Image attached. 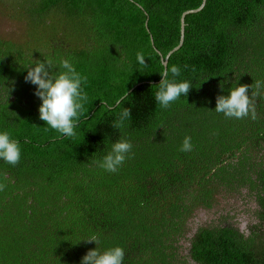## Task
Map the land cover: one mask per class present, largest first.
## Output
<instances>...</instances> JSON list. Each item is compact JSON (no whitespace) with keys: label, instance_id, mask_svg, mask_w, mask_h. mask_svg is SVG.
Listing matches in <instances>:
<instances>
[{"label":"trees","instance_id":"obj_1","mask_svg":"<svg viewBox=\"0 0 264 264\" xmlns=\"http://www.w3.org/2000/svg\"><path fill=\"white\" fill-rule=\"evenodd\" d=\"M201 2L0 0L1 21L27 33L0 37V132L21 151L15 166L0 160V264H80L89 250L117 246L123 264H264V95L256 120L215 111L218 95L264 81V0H205L183 17L163 67L181 13ZM44 59L57 73L68 59L87 77L75 138L39 119L24 77ZM172 65L192 87L161 109L154 87ZM125 92L122 132L111 127L120 108L106 106ZM122 135L132 158L116 173L97 167ZM185 136L191 152L180 151ZM236 197L254 206L244 230L234 209L219 208ZM93 234L97 245L83 241Z\"/></svg>","mask_w":264,"mask_h":264},{"label":"clouds","instance_id":"obj_2","mask_svg":"<svg viewBox=\"0 0 264 264\" xmlns=\"http://www.w3.org/2000/svg\"><path fill=\"white\" fill-rule=\"evenodd\" d=\"M136 61L141 67L147 65L143 52L136 53ZM60 67L63 69L62 71L53 72L51 59H44L43 62L33 60V64L26 69L27 75L24 80L36 86L34 95L41 101L38 108L39 119L63 137L75 138V128L80 116L84 114V105L88 101L87 94L82 88V84L87 83V77L77 72L68 59H62ZM180 72L181 69L178 66L172 65L160 73L161 80L154 87L156 89L154 99L161 109H168L173 102L182 96H186L192 87L189 81L177 82L175 80ZM169 74H171V79ZM249 87L254 88L251 95H248ZM262 89H264V81L261 80H256L254 85L250 86L236 85L228 90L227 95H218L215 98V111L223 113L225 118L229 119L250 117V119L256 120L255 101L256 98L264 95ZM127 98L128 94L125 92L114 105H107L106 107L109 111H113L115 108H120ZM130 120L131 108L122 107L111 127L123 132ZM131 150V142L122 135L120 139L111 143L105 155L93 160V163L109 173H116L125 160L134 155ZM192 150L191 137L185 136L180 151L191 152ZM20 155L19 142L12 139L8 131L0 132V160L15 166L20 161ZM5 188L6 184L0 183V192L4 191ZM83 241L97 245L99 236L93 234ZM124 255V249L119 246L103 251L96 247L82 257L80 264H123Z\"/></svg>","mask_w":264,"mask_h":264},{"label":"rangeland","instance_id":"obj_3","mask_svg":"<svg viewBox=\"0 0 264 264\" xmlns=\"http://www.w3.org/2000/svg\"><path fill=\"white\" fill-rule=\"evenodd\" d=\"M1 18V17H0ZM4 21V20H3ZM0 19V37L1 38H5V39H13V40H17L20 38V35L23 34L25 38H27V33L26 31H19L18 26L12 25L11 27H9L7 25V22H3ZM21 32V33H20ZM226 199H220V206L219 208H227L230 207L231 211H233V209L235 210V214H237L236 218H234L237 222L236 226L238 225L240 230H244L246 223L249 220V214L252 211V209L254 208L253 204L251 202H247V204L245 205H241L239 202L238 197H236L235 199L233 198H227V205L225 207H222L224 205L223 202ZM201 214L197 213V218L198 219H206L209 220L210 218H213V216L210 215V213H204V212H200ZM232 213V212H230ZM229 213V214H230ZM233 223V222H230Z\"/></svg>","mask_w":264,"mask_h":264},{"label":"water","instance_id":"obj_4","mask_svg":"<svg viewBox=\"0 0 264 264\" xmlns=\"http://www.w3.org/2000/svg\"><path fill=\"white\" fill-rule=\"evenodd\" d=\"M204 1L205 0H202L201 5L198 8H196L194 10L184 11L183 13H181L180 18H179V41H178V44L172 50H170L169 52H167V54H165V56L160 60L161 61V65L163 67H165L166 60H167L168 56L181 45L182 32H183V17L185 15H187V14H191V13H195V12L199 11L202 8V6H203Z\"/></svg>","mask_w":264,"mask_h":264}]
</instances>
